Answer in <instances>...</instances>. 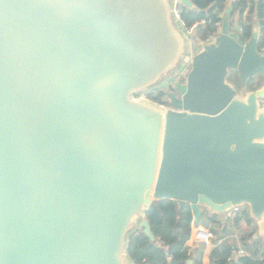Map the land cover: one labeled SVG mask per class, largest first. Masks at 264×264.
Returning <instances> with one entry per match:
<instances>
[{
    "label": "water",
    "instance_id": "1",
    "mask_svg": "<svg viewBox=\"0 0 264 264\" xmlns=\"http://www.w3.org/2000/svg\"><path fill=\"white\" fill-rule=\"evenodd\" d=\"M178 2L0 0V264H133L155 200L248 207L264 237V83L228 81L264 71L259 28L228 6L194 52Z\"/></svg>",
    "mask_w": 264,
    "mask_h": 264
},
{
    "label": "trees",
    "instance_id": "2",
    "mask_svg": "<svg viewBox=\"0 0 264 264\" xmlns=\"http://www.w3.org/2000/svg\"><path fill=\"white\" fill-rule=\"evenodd\" d=\"M192 1L195 4L194 8L179 3L177 11L182 23L187 28L194 23H201L196 30L198 37L196 44H200L217 34L229 0ZM230 8L231 24L232 26L236 25L233 17H237V25L241 28L240 34L243 40H249L255 26L260 24L258 48L262 50L264 48V22L261 20L264 18V0H233ZM260 73L264 74V71ZM229 78L238 90L243 87L238 72L231 71ZM260 85L261 83L254 77L247 83L249 89H255ZM165 93L164 89L150 91L147 93V97L158 103L168 104V96ZM235 213L234 222L236 225L241 226L243 222L247 225L245 229L243 228L245 232V235L242 236L243 239L254 236L256 226L250 216L249 208H240ZM146 218L156 240L152 241L147 235L138 234V232L131 235L127 252L133 264H189L192 257H194V264H200L198 257L203 251L204 245L202 244L190 252L187 244L192 235L194 219L191 204L186 203L180 206L177 200H155L147 210ZM208 219L213 223L217 222V217L214 215H210ZM210 229L214 234L217 233V229L213 225ZM237 250L236 243L225 240L214 248L212 264H264V260L252 259L249 256H239L234 260Z\"/></svg>",
    "mask_w": 264,
    "mask_h": 264
},
{
    "label": "crops",
    "instance_id": "3",
    "mask_svg": "<svg viewBox=\"0 0 264 264\" xmlns=\"http://www.w3.org/2000/svg\"><path fill=\"white\" fill-rule=\"evenodd\" d=\"M261 22H264V18L261 20ZM255 27L260 28V24L258 23V25H256ZM196 43L197 42L192 41V51H195L196 48H198L197 50L201 49L199 48L200 44ZM200 209L201 216L198 222H195L193 219L192 235L198 228H210L213 225L217 229V233H215L214 237L209 242H199L190 240H188L187 242L190 252L196 250V248L200 245H204L203 251L199 254L198 257L200 264H212V252L214 248L222 244L225 240H229V242L236 243L238 247L234 260L237 259L239 256H249L252 259L264 260V237L258 233L257 223L252 217L251 218L255 221L256 232L254 236H246L247 238L244 240L242 237L245 235L243 228L245 229L247 225L245 222H243L241 226L236 225V223L234 222V217L236 215L235 212L231 211L227 214V218H221L219 215H214L206 207H201ZM210 215H214L217 217L216 223L209 221L208 217ZM222 232L223 235L221 236ZM192 258L194 264V257Z\"/></svg>",
    "mask_w": 264,
    "mask_h": 264
},
{
    "label": "built area",
    "instance_id": "4",
    "mask_svg": "<svg viewBox=\"0 0 264 264\" xmlns=\"http://www.w3.org/2000/svg\"><path fill=\"white\" fill-rule=\"evenodd\" d=\"M201 23L197 22V23H194L191 27H188L187 29L189 30L190 33H196V30L198 29L199 25ZM220 25L221 23L219 24V30L217 32V34L207 38L204 42L205 43H210V42H213L215 37L218 35L219 31H220ZM264 50V48H263ZM240 208H235L233 210V212H236L238 211ZM214 232L213 230H211L210 228H198L193 235H191L190 237V241H201V242H209L213 237H214Z\"/></svg>",
    "mask_w": 264,
    "mask_h": 264
},
{
    "label": "flooded vegetation",
    "instance_id": "5",
    "mask_svg": "<svg viewBox=\"0 0 264 264\" xmlns=\"http://www.w3.org/2000/svg\"><path fill=\"white\" fill-rule=\"evenodd\" d=\"M200 43V42H199ZM203 43H205V42H201L200 43V47L199 48H201L202 47V44ZM197 46V45H196ZM198 48H196V50L194 51V52H196V51H198L197 50ZM262 51H264L263 50V48H262ZM260 73H258L257 75H259ZM240 75V74H239ZM257 75H255V76H253L255 79H256V76ZM228 77H229V75H228ZM241 77V76H240ZM253 77H251V78H253ZM251 78H249L247 81H246V83H244L243 82V80L241 79V81H242V84H243V87H241V89H237V87H236V85H234L235 87H236V89L238 90V92H244V93H247V92H249V91H254L255 89H257V88H259V87H261V85L264 83V76H261L260 78H258V79H256L257 81H259L260 83H261V85L260 86H258L257 88H255V89H249L248 88V86H247V83H248V81L251 79ZM176 79V81H178V82H181V83H185V81H186V79H185V77L183 76V74H181V75H179L178 77H176L175 78ZM175 81V82H176ZM164 90H165V94H166V96H168V104H164V105H166L167 107H171L172 106V104H171V100H170V97H169V94L170 93H173V94H175V95H178V92H177V90H176V88H175V83L174 82H171V83H169V85L167 86V87H165V88H163ZM163 89H159V90H163ZM159 90H157V91H159ZM261 104L262 105H264V99L261 101Z\"/></svg>",
    "mask_w": 264,
    "mask_h": 264
},
{
    "label": "rangeland",
    "instance_id": "6",
    "mask_svg": "<svg viewBox=\"0 0 264 264\" xmlns=\"http://www.w3.org/2000/svg\"><path fill=\"white\" fill-rule=\"evenodd\" d=\"M231 4H232V1L229 0L227 6H230V7H231ZM233 19H234L235 24L237 25V22H238L237 17H236V18L233 17ZM193 47H194V45H193ZM229 75H230V73H229ZM261 76H264V74H263V73H260L259 75L256 76V79L260 78ZM228 81H229L231 84L235 85L234 82H233L230 78L228 79ZM239 93H240V94H244V95L246 94V93H244V92H239Z\"/></svg>",
    "mask_w": 264,
    "mask_h": 264
}]
</instances>
